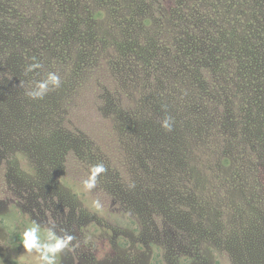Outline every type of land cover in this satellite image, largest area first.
Here are the masks:
<instances>
[{"label":"rangeland","instance_id":"obj_1","mask_svg":"<svg viewBox=\"0 0 264 264\" xmlns=\"http://www.w3.org/2000/svg\"><path fill=\"white\" fill-rule=\"evenodd\" d=\"M33 222L56 264H264V0H0V264Z\"/></svg>","mask_w":264,"mask_h":264},{"label":"clouds","instance_id":"obj_2","mask_svg":"<svg viewBox=\"0 0 264 264\" xmlns=\"http://www.w3.org/2000/svg\"><path fill=\"white\" fill-rule=\"evenodd\" d=\"M39 67V64L30 65L28 71H32ZM60 84V77L55 73H49L48 78L45 81L37 83L35 90L30 91L27 94L33 99L43 98L49 90V85L59 87ZM173 123L174 121L172 117L165 116L161 122V126L166 130L171 131ZM104 171H106V169L103 164L95 165L91 170L89 178L84 181L85 188L92 189L95 187L97 176ZM40 232L41 228L36 222H33L30 227H27L22 234L23 248L28 253H32L33 251L37 253V256L34 257L37 264H56L58 254L69 247L73 237L70 235L60 237L57 236L54 231L49 229L47 232V238L42 239Z\"/></svg>","mask_w":264,"mask_h":264},{"label":"trees","instance_id":"obj_3","mask_svg":"<svg viewBox=\"0 0 264 264\" xmlns=\"http://www.w3.org/2000/svg\"><path fill=\"white\" fill-rule=\"evenodd\" d=\"M258 25H259V23H258ZM260 30L262 31V29H259V31H260ZM258 34H260V33L257 32V35H258ZM167 36L169 37V35H167ZM218 140H219V139H218ZM11 163H13V165L16 164V160L11 161ZM192 179H193V177H191V179H188V182L193 181ZM211 183H212V180H208V184L210 185ZM210 186H211V185H210Z\"/></svg>","mask_w":264,"mask_h":264}]
</instances>
